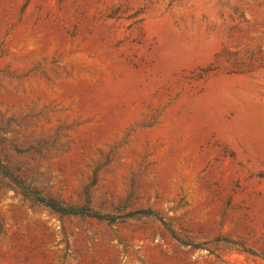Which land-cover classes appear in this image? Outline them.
<instances>
[{
	"label": "rangeland",
	"instance_id": "1",
	"mask_svg": "<svg viewBox=\"0 0 264 264\" xmlns=\"http://www.w3.org/2000/svg\"><path fill=\"white\" fill-rule=\"evenodd\" d=\"M0 264H264V0H0Z\"/></svg>",
	"mask_w": 264,
	"mask_h": 264
},
{
	"label": "trees",
	"instance_id": "2",
	"mask_svg": "<svg viewBox=\"0 0 264 264\" xmlns=\"http://www.w3.org/2000/svg\"><path fill=\"white\" fill-rule=\"evenodd\" d=\"M49 207H51L52 209L60 212V213H64V214H81V212H78L76 210H73L71 208H61V207H57L55 204H53L52 202H49L47 204ZM93 217L99 218V219H103V216L97 215V214H89Z\"/></svg>",
	"mask_w": 264,
	"mask_h": 264
}]
</instances>
